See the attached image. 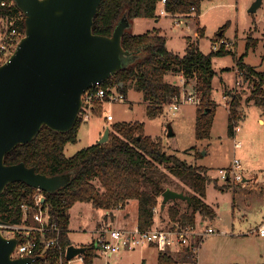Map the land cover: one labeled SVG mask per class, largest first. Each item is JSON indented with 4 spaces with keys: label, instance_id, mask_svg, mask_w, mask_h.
I'll list each match as a JSON object with an SVG mask.
<instances>
[{
    "label": "trees",
    "instance_id": "1",
    "mask_svg": "<svg viewBox=\"0 0 264 264\" xmlns=\"http://www.w3.org/2000/svg\"><path fill=\"white\" fill-rule=\"evenodd\" d=\"M2 1L13 2L14 6L0 8V16H22L23 20L18 23V27L24 32V14L14 0ZM159 2L160 0H103L94 19L93 33L111 37L124 15H127L131 24L134 19H158ZM202 3L203 0H167L166 10L177 16L191 15L194 8L200 16ZM226 28L227 26L222 32ZM203 35L204 30H201L200 37ZM218 37L222 36L218 34ZM122 46L125 51L134 55V59L99 88L117 87L125 98L129 89L135 88L142 93L147 103L148 116L154 118L182 95L180 85L166 79L170 73H181L186 83L196 80L193 92L201 101L198 105L197 138H209L216 112L212 100V84L216 76L213 60L232 52L222 45L218 50L212 49V52L205 54L200 50L199 43L189 41L185 54L180 55L168 48L167 39L161 33L134 34L130 30L123 37ZM250 46L249 43L247 50ZM236 66L239 76L252 86V95L248 101H254L256 106L264 109V70L258 71L246 64L244 56L236 58ZM97 89L92 88L90 91ZM226 93L227 97L230 96L229 136L234 137L243 99L241 95L234 96L228 91ZM83 123V118L79 117L75 127L65 134L44 126L31 143L17 146L4 160L6 165L23 163L48 177L71 175L69 183L58 191L44 192L43 207L48 212L50 223L61 229L57 245L48 249L43 256L51 264L72 245L69 237L70 210L77 203H90L96 209L105 210L112 215L113 211L124 209L130 201L136 200L139 206V229L153 228L156 225L155 213L160 197L167 190L162 179L157 176L160 167L165 168L172 177L190 180L192 184L193 195L187 202V209L191 212L176 206L178 201H171L173 205L168 208L169 221L174 227L196 225L198 214L205 218L215 215V211L204 202L207 186L211 183L207 175L208 169L192 166L176 155L167 154L160 141L145 134L142 123H115L107 143L94 144L70 158L67 157L66 146L78 142V133ZM225 188L228 189L229 184L220 187L221 190ZM35 191L22 182L8 185L0 197L2 221L7 225H22L25 216L21 206L33 204ZM28 224L34 226L36 222L30 218ZM47 237H56V233L47 234ZM197 244L198 242H192L174 256L167 252L161 253L158 264H198L197 254L193 250ZM82 257L84 264H93L94 257L90 248H86ZM65 262L68 264L67 260Z\"/></svg>",
    "mask_w": 264,
    "mask_h": 264
},
{
    "label": "rangeland",
    "instance_id": "2",
    "mask_svg": "<svg viewBox=\"0 0 264 264\" xmlns=\"http://www.w3.org/2000/svg\"><path fill=\"white\" fill-rule=\"evenodd\" d=\"M255 1L203 0L200 19L197 13L191 17L180 15L179 19L183 20L182 24L176 25L174 17H164L156 26L155 31L151 29L155 20H133V28L130 29L132 33H161L167 39L168 48L180 55L185 54L189 41L199 43L200 50L205 54L212 52V43L216 41H223L226 50L232 52V54L213 60L216 76L212 84V100L216 112L209 138H197L198 105L185 103L175 114L169 110V106H166L161 115L151 118L147 114V103L142 93L132 87L128 91L125 102L95 104L97 107L95 113L87 123L80 126L78 142L70 143L65 154L70 158L79 151L97 144L96 142L104 137L108 128L111 132L115 123L139 122L144 124L145 134L160 141L167 154L176 155L192 166L208 169L207 175L211 183L207 186V196L204 200L210 205L217 204L214 207V211L217 208V215L216 218L207 217L203 226L198 221L201 220V216L197 215L196 226L204 229L211 223L215 229L220 231L208 237L212 238L210 241L218 236L228 239L231 235L249 234L250 237L244 246H248L251 251L249 253L241 251L240 257L249 258L253 264H264V239L254 238L251 232L264 224V109L256 106L254 101H248L252 95V86L245 83L239 76L236 66V58L244 56L246 64L255 67L258 71L264 70V0L259 10L251 13L249 10ZM225 26H227L226 31L219 38L218 34ZM4 28L5 21L0 17V38ZM201 30H204L202 38L200 37ZM249 43L251 46L247 50ZM14 51L9 56L2 57L3 61L0 65L5 63ZM177 77L178 85L182 88L181 76L167 75L166 79L173 82ZM184 82L186 87L184 86L183 89L187 91H184L185 95L193 94L196 80H190L189 83L184 80ZM225 91L231 92L234 96L241 95L243 99L239 110L241 116L237 122V128L240 130L235 133L234 137L229 136L230 96L226 97ZM114 93L121 94L118 90H114ZM107 113L114 118L112 122L107 121ZM170 127L173 135H169ZM101 132L103 135L97 141ZM237 142L242 144L239 149L235 148ZM234 160L242 163L243 177L247 182L238 183V187L229 186L231 188H228L229 190L227 188L217 189V184L225 185L220 179V170L231 168ZM158 169L157 176L162 179L167 189L183 193L187 197L193 195L190 180H179L172 177L165 168ZM177 201L179 203L176 202L178 203L176 206L180 209L188 208L186 201ZM162 202L163 198L160 197L159 207L155 214L157 218H160L163 228L173 227L169 223L168 214V208L173 203H167L165 209L162 210ZM138 207V201H130L126 206V212L129 211L130 216L135 218L136 215L138 216ZM120 210L122 209H118ZM116 211L108 216L117 215ZM105 212V210L96 209L90 203L74 205L70 210L69 237L72 243L75 245L84 243L85 248H90L94 257L93 264H141L139 253H130L124 257L123 261L118 262H116L117 255L114 259L109 258L108 254L101 255V259L95 258L96 251L92 245L97 233L93 230L100 224L108 222ZM110 225L113 229L116 228L114 221H109L108 226ZM108 226L105 228L112 229ZM208 245L207 242L205 248ZM69 264H84V260L75 258ZM146 264H157L156 256L150 257Z\"/></svg>",
    "mask_w": 264,
    "mask_h": 264
},
{
    "label": "water",
    "instance_id": "3",
    "mask_svg": "<svg viewBox=\"0 0 264 264\" xmlns=\"http://www.w3.org/2000/svg\"><path fill=\"white\" fill-rule=\"evenodd\" d=\"M102 1L14 0L24 14L25 31L14 53L0 65V197L16 182L46 193L69 183L70 174L48 177L23 163L6 165L5 157L17 146L31 143L44 126L70 132L80 117L86 92L101 86L134 59L122 46L132 27L127 15L111 37L93 33ZM262 2L256 0L249 12H257ZM169 135H173L171 127ZM109 138L108 128L98 144ZM162 198V210L171 201H190L170 189ZM4 225L0 218V264H27L31 259L12 258L19 239L4 236ZM85 252V247L71 245L67 261Z\"/></svg>",
    "mask_w": 264,
    "mask_h": 264
},
{
    "label": "built area",
    "instance_id": "4",
    "mask_svg": "<svg viewBox=\"0 0 264 264\" xmlns=\"http://www.w3.org/2000/svg\"><path fill=\"white\" fill-rule=\"evenodd\" d=\"M167 0H160L157 8V15L174 17L173 20L176 25L182 24L180 15L174 16L166 10ZM13 2L0 0V8L12 7ZM196 14V10L192 9V14L188 17ZM5 21L4 32L0 38V63L2 57L9 56L12 53L21 39L24 37V32L18 27V23L22 22L23 17L13 16H0ZM223 44V41H216L212 43L214 50H218ZM239 74V70L237 71ZM182 86L186 87L184 80ZM100 87V86H99ZM96 91H88L83 97V108L80 113V117L86 122L90 120L91 116L95 113V104L100 105L106 102H125L126 98L123 94H116L115 88L103 89L99 88ZM182 87V89H183ZM185 89H183L182 95L169 104V110L174 114L180 109L181 105L189 103L192 105H200V97L193 93L189 96L185 95ZM107 121L112 122L114 118L107 113ZM240 128H236V133ZM242 147L241 143H236L235 148ZM243 165L239 160H234L231 168L227 170H220V179L224 182L241 183L244 182L243 177ZM44 192L36 190L33 196V204H24L21 209L24 213V223L19 226L4 225L3 234L7 238L17 237L19 243L16 250L12 254L13 259H31L27 264H51L47 258L43 257L46 251L52 247H55L58 243V239L61 233V229L50 223V217L47 210L43 207ZM32 218L36 225L28 224L29 219ZM203 226V225H202ZM258 232L261 237H264V224L259 227ZM56 233V237L48 238L47 234ZM97 235L94 238L93 245L97 249V252L101 255H113L123 252H132L146 246L158 247L165 250H182L188 247L192 242H198L193 248L194 253L198 254L201 242L214 235L215 230L213 228L199 229L196 225H188L185 227H170L159 228L154 226L149 230H141L139 227L132 229H117V228H102L98 229ZM67 255V249L64 253H61L54 264H66L65 260ZM83 259L82 256L78 257ZM69 264V261H68Z\"/></svg>",
    "mask_w": 264,
    "mask_h": 264
},
{
    "label": "crops",
    "instance_id": "5",
    "mask_svg": "<svg viewBox=\"0 0 264 264\" xmlns=\"http://www.w3.org/2000/svg\"><path fill=\"white\" fill-rule=\"evenodd\" d=\"M262 4H263V2H262ZM157 16H158V19H146V20H152V21L155 20L152 23L153 24V26L151 28L152 31L156 30V26L159 25L161 19H163L164 17L168 18V16H159V15H157ZM200 17H201V15L199 16V19H200ZM132 28H133V23H132L131 29ZM212 49H213V47H212ZM169 75L181 76L182 77V79H181L182 81L186 80L181 73H177V74L170 73ZM173 83H179L178 82V77H177V79H175L173 81ZM225 96L227 97L226 91H225ZM88 121H86L84 123H87ZM102 135L103 134L101 132L100 135L97 138V141H98V139L101 138ZM96 143H98V142H96ZM67 146H66V149H67ZM66 149H65V152H66ZM244 182H247V181L244 179ZM224 183H225V185H221V186L219 184H217L216 185L217 189H220V187H222V186H226V184H229V186L238 187V183L237 184L236 183H232V182H224ZM232 184H235V185H232ZM242 187H244V186L242 185ZM229 189H231V188H229ZM229 189H227V190H229ZM186 202H188V201H186ZM204 202H205V200H204ZM206 204L210 208H212L213 210H214V207L217 205V204L216 205L215 204L210 205L208 203H206ZM126 210H127L126 208H124V209H122L120 211L117 210L116 211L117 215H113V216H108L109 212L106 211L104 214L106 215V217H107L106 220L108 219V222H106V223H104L102 225L100 224L97 228H95L93 230V232L94 231L97 232L98 229H102V228L107 227L109 225V221H114L115 224H116L115 227L117 229H121V228H123V229H131V228L137 227L138 226V216L136 215L135 218H133L132 216H130L129 211L126 212ZM185 210L186 211H190V209H185ZM122 211H124V212H122ZM216 215H217V208L215 210V215L213 216V218H216ZM200 216H201V220H198L199 223L202 224V225H205V222H206L205 219L206 218L204 216H202V215H200ZM169 223H170V221H169ZM170 224L173 225L172 223H170ZM155 226H157L159 228H163L162 227L163 224L160 221V218H157V215H156V225ZM261 226H259V227H261ZM108 227H112L113 228L112 225H110ZM259 227H257L255 231L254 230L251 231L252 232V236H254V238H256V239L263 240L264 237H261L259 232H258ZM205 228H213L215 230V234L214 235H216V231H217V233H220V231L215 229L214 226L211 225V223H209V225L206 226ZM249 237H250L249 234L241 233V234H238V235H231L228 239H225V237H219V236L216 239L212 240V241H210L212 238L211 239L210 238L204 239L201 242V245H200V248H199V251H198V254H197L198 264H253L251 262V260H249V258H245L244 259V258L240 257L241 251L245 252V253H249L251 251L248 246H244V245H246V241L248 240ZM207 242L209 243V245L207 246V248H205V245L207 244ZM72 245H75V244L72 243ZM75 246L84 247L85 245H84V243H80V244H77ZM95 251H96V253H95L96 257L95 258L96 259H101V254H99L97 252L96 248H95ZM181 251L182 250H165V249H161V248H158V247L146 246V247L140 248V249L132 251V252H123V253H119V254L108 255V257L111 258V259H114L116 257V255H117L116 262H118L119 260L123 261L124 257L127 256L130 253H139L140 259H141V264H146V261H148V259L150 257L155 255L156 258H157V264H158L159 256H160L161 253L167 252V253H170L172 255V254H175V253L178 254ZM155 252H156V254H155Z\"/></svg>",
    "mask_w": 264,
    "mask_h": 264
}]
</instances>
